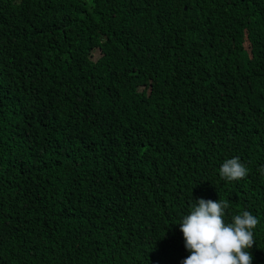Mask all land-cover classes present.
<instances>
[{
	"label": "trees",
	"instance_id": "16d2710c",
	"mask_svg": "<svg viewBox=\"0 0 264 264\" xmlns=\"http://www.w3.org/2000/svg\"><path fill=\"white\" fill-rule=\"evenodd\" d=\"M261 166L264 0H0V264H181L199 198L264 264Z\"/></svg>",
	"mask_w": 264,
	"mask_h": 264
},
{
	"label": "clouds",
	"instance_id": "9594fccd",
	"mask_svg": "<svg viewBox=\"0 0 264 264\" xmlns=\"http://www.w3.org/2000/svg\"><path fill=\"white\" fill-rule=\"evenodd\" d=\"M247 171L239 158L232 157L220 165L219 175L232 181L245 177ZM259 171L264 175V166ZM194 201L177 223L188 253L181 264H252L249 250L255 242L253 229L257 218L245 210L226 221L225 202L204 198Z\"/></svg>",
	"mask_w": 264,
	"mask_h": 264
},
{
	"label": "rangeland",
	"instance_id": "374dc122",
	"mask_svg": "<svg viewBox=\"0 0 264 264\" xmlns=\"http://www.w3.org/2000/svg\"><path fill=\"white\" fill-rule=\"evenodd\" d=\"M93 57H94V54H93Z\"/></svg>",
	"mask_w": 264,
	"mask_h": 264
}]
</instances>
